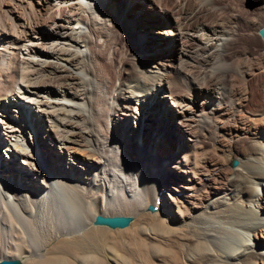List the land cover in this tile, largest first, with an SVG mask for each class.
Masks as SVG:
<instances>
[{
	"label": "bare ground",
	"instance_id": "obj_1",
	"mask_svg": "<svg viewBox=\"0 0 264 264\" xmlns=\"http://www.w3.org/2000/svg\"><path fill=\"white\" fill-rule=\"evenodd\" d=\"M25 1L30 4L28 10ZM141 1L148 5H137ZM23 2L12 0L14 5H7V19L0 14V110L5 111L0 115L6 118L0 121V134L7 135L0 142L11 140L14 134L10 132L19 131L21 117L27 116L42 132L49 129L47 117L56 119L57 124L55 130L50 128L55 133L52 143L42 140L40 144L37 139L48 152L49 167H44L37 154L23 144L9 146L12 166L18 170H7V158L0 156V178L7 180L18 206L15 213L0 204V263L104 264L95 255L101 240L97 241L92 231L77 236L79 226L92 225L99 214L114 217L127 211L140 215L149 205L163 210L160 192L166 193L165 203L175 202L169 200V191L188 195L191 202L181 205L180 213L172 210L168 228L167 211L157 218L162 228L155 234L160 264H264V202L260 191L264 184V124H258L264 122V100H255V82H264V66H257L250 75L240 74L250 89L232 90L225 81L235 72L227 60L229 46L243 35L245 16L240 10L213 23L209 16L224 8L214 0H179L178 10L171 13L164 0ZM153 2L157 5L152 9ZM192 4L194 7H189ZM167 20L173 26L168 38L165 31L159 37L155 33L153 38L145 37V33H153L151 26H163ZM244 22L248 28L255 25L249 19ZM41 37L43 45L34 43ZM26 42L32 43L25 49L28 58L21 56ZM121 42L128 48L119 55ZM156 49L160 53L147 54ZM178 50L181 58L175 64ZM159 60L169 63L161 66ZM171 74L186 83L192 98L182 102L186 112L184 108L174 109L170 117L165 110H169L172 95ZM20 80L26 86L17 96L14 91ZM161 89L159 98L166 101L158 110H147L145 102L157 103L159 98L154 94ZM123 92L126 98L121 101ZM43 94L61 101H50ZM142 112L154 121L150 124L160 135H144L143 143L135 141L134 146L123 128L114 127L118 133L111 136V125H117L119 116L131 124L142 117ZM216 115L218 123L212 118ZM231 119L241 124L237 133L242 137L235 146L229 141L233 139L227 124ZM177 120L184 123L175 126ZM101 124H106L110 136L103 135ZM3 130L13 131L5 134ZM208 130L222 133L223 151L230 153V160L238 159L240 165L228 169L224 163L218 164L212 172L211 163L196 167L194 160L185 163L184 173L179 171L176 166L189 153L179 149L178 144L171 145L172 134L190 143L188 152L194 153L204 148L199 135ZM21 131L27 134V129ZM120 135L123 141L117 139ZM232 148L234 151H229ZM164 163L170 164L181 182L172 179L167 183ZM107 175L114 179L111 193L101 183ZM51 177L55 181H50ZM57 184L62 196L58 195ZM105 191L109 202L104 205ZM0 195L5 197L1 191ZM59 236L70 240H63L62 246L41 259V249ZM28 237L36 244L34 247L29 245ZM39 239L45 242L38 244ZM7 251L19 256L8 258Z\"/></svg>",
	"mask_w": 264,
	"mask_h": 264
},
{
	"label": "rangeland",
	"instance_id": "obj_2",
	"mask_svg": "<svg viewBox=\"0 0 264 264\" xmlns=\"http://www.w3.org/2000/svg\"><path fill=\"white\" fill-rule=\"evenodd\" d=\"M19 1L23 2L24 0H19ZM116 1H118V0H116ZM178 1L179 0H164L163 4L165 6H167L166 10H168V12L171 13V12H175L178 10V7H177L178 5L176 3ZM214 1H216V3L218 4L219 7H224V8H220L221 10L218 11V13L212 14L211 17L209 16L210 22L214 23L218 19L228 18L231 15H233L232 13L239 14V10H240V15H243V17L244 16L246 17V18L244 17L245 20L249 19V20L255 22V25L251 26L252 28L251 27L248 28L245 25V23H246V22H244L245 20H243V24H242L241 29H243L242 30V33H243L242 36H244V38H242V36H240L238 38V41H236L235 43H233L229 46V55L227 56V60L229 59L228 62H230V65H232L231 68L235 69V72L232 71L233 73L232 72L231 73L233 74V76L230 74V77H228L225 80V81H227L226 86L229 89H232V90L245 89V88L250 89L249 84L244 81V79L242 78L241 75L245 74V76H247V73L250 75L251 73L254 72V70L257 68V66H258V68L264 66V51H263L264 42H263L261 36L259 35V30L264 26V3H263L264 0H214ZM10 2L12 5H14L13 4L14 2L12 3V0H0V14H1V16H3L4 19H7V14H6L5 10H6L7 5H10ZM130 4L132 5L133 3H130ZM151 4H152V2H151ZM23 5H25V8L28 7L27 10L30 9V4H28L26 1L23 2ZM34 5L38 6V3L35 2ZM137 5L147 6L148 4L146 2H142V3L139 2ZM156 5L157 4L156 3L154 4V2H153L152 9ZM117 6L118 5L115 3L114 7L117 8ZM192 6L194 7L193 4L189 5V7H192ZM168 7L171 9L169 10ZM173 9L174 10L177 9V10L174 11ZM160 10H162V8ZM163 10L165 11V9H163ZM20 11H22V10L20 9ZM164 11L163 12L161 11V14L165 15ZM180 12L181 11H178L177 14ZM220 14H222L223 16ZM136 15H137L136 13H133V17H136ZM221 16L224 18H222ZM249 17H251V18H249ZM169 20L171 21L172 19H170V17H169ZM149 21H151V20H149ZM152 21H154V20H152ZM256 21H258V22H256ZM169 23L170 22H168V20H167V23L164 24L163 26H161V25L160 26H158V25L151 26L150 28H151V31L153 30L152 31L153 33H151V34H149V32L145 33L146 34L145 37L148 38L150 35H152L151 37L153 38V37H155L154 33L157 37H159L162 34L161 32L165 31L164 35L168 38V31L171 30V28L173 27ZM44 42L45 41L42 37L39 40L34 41V43H36V44L39 43L38 45H43ZM31 44L32 43H30V42H26L23 45V50H22L23 54L21 55L22 57H26V58L29 57V56L27 57V50H25V49L28 47H32ZM177 45L179 46V48L182 47V44H177ZM126 48H128V47L124 48L123 44L121 42L120 46L118 47L119 55H121V53H123V51L126 50ZM16 50H18V49H16ZM150 50H151V48L149 49V51ZM156 51L158 52L159 50L156 49L155 52H153V53L148 52L147 54L154 56L156 54ZM159 53H160V51H159ZM34 58L39 59V57H36V56ZM180 58H181V56H180V53L178 50L177 60L175 61V64H179ZM239 59H241V60H239ZM159 62H160L161 66H165L166 64L169 63L166 60H159ZM160 65H159V67H161ZM254 66H256V67H254ZM241 67H243V68L241 69ZM242 70H243V73H242ZM190 75H192V73ZM12 76H14V74H12ZM175 77H176L175 74L170 75V80H171V84H172L171 85V88H172L171 94L172 95H171V99H169V101H170L169 110H165L167 113H170L169 114L170 117L174 114L173 113V111H175L174 109H179V108L183 109L184 107L181 108L184 105L183 103H185L187 100L192 98L191 97L192 96L191 90L187 87L186 83H184L183 80L179 79L178 76L176 77L178 79V82H177L176 81L177 79ZM209 83H211V82H209ZM256 84H257V86H256ZM25 86H26L25 83H23L21 81V83H19L18 87L14 91V95L21 96L22 92H23L22 88H24ZM233 86H234V88H233ZM263 92H264L263 80L259 81V83L255 82V96H256L255 100L259 103H261L264 100V93ZM169 93H167V94L169 95ZM124 94L126 95L125 92H123V94H121V101H122V98L123 99L126 98V96ZM160 94L161 95L163 94L162 89L160 91H158L157 94H154V96L156 95V99L159 98ZM43 95L47 99H49L50 101H56V100L61 101L60 99H55V98L53 99V98L47 97L46 94H43ZM165 101H163L162 98H159V101L157 103L155 101H150V102L148 101L147 103L145 102V105H147V110H153V109L158 110V108H160V106H162V104ZM7 102H8L7 105H9V107H12L14 105V104L11 105L9 103V100H7ZM66 103H70V101H66ZM121 104H124V101L121 102ZM156 104H157V106H156ZM20 105H22V104H19V103L16 104V106H20ZM131 105H132V103H131ZM165 107H166V105L164 104L163 109ZM41 109H46V110L51 111L50 108H47V107L46 108L43 107ZM184 110H185V108L182 111H184ZM0 112L5 113V111H2V110H0ZM184 112H186V110ZM158 113L159 112H157V114ZM17 116H19V118H20V114L19 115L17 114ZM158 116H159V114H158ZM209 116H213V115L209 114ZM119 117H120V119H117V122H116L117 125L116 124L111 125L112 135H111V133H109L106 130V128H105L106 124H101L103 127V130H102L103 135L115 136L118 132L113 131L114 127H115V129L116 128H119V129L123 128L124 131L127 130L129 132V138H131V144L133 143V146H134L135 141L143 143L142 139H143L144 135L145 136L149 135V134L160 135V134H158V130H155V133H154V126L150 124V123H154V121L152 119L146 117L144 112H142V117H139V120L136 119L134 121H131V122H133L131 124L128 123L129 121L126 118L123 119V118H121V116H119ZM218 117H219V115L218 116L216 115L212 118L214 121L217 122V121H220V119ZM165 118H166V122H167L168 121V114L165 115ZM20 119H21L22 126L18 125V126H20L19 131L14 132V133L10 132L11 135L14 134V136L11 138V140L7 138V140L0 142V156L3 158L5 156L7 158V163H9V167H6V169L7 170L8 169L18 170L17 168L12 166V164L14 162V158L10 155L11 151H10V147H9V146L15 147L17 145V143L23 144L28 149H30L33 153H36L38 156V159H40V162L43 163L44 167L45 166L49 167V165L47 163L48 162V160H47L48 152L44 151V148L42 149L38 145L37 139H39L41 141V142L39 141L40 144H42V140L44 141L43 143H45V144L52 143V139H55L54 138L55 133L53 131H50V128L52 127L51 129H53V130L56 129L55 124H57V120L56 119L54 120V118L50 119L47 117L46 119L48 122L47 124H49V129H47V131L44 130V132H42V131H40L39 128L35 127L32 123H30V120H28L27 116H25L24 118L21 117ZM1 120H4V121L6 120V118L3 116V114L0 115V121ZM181 121L177 120V122H174L175 126L180 124V122L184 123L183 120H181ZM221 121H223V120L221 119ZM43 122H44V120H43ZM128 124H129V126H128ZM227 124H229L230 127L232 128L230 134L233 136V139H229V141L232 142V144L235 146V143H236L235 141L238 140L239 137L240 138L242 137V135H240V133H237V127L240 128L241 124L236 123L237 124L236 125L232 119L229 122H227ZM258 124H264V122L258 123ZM137 126H139V129H137L138 132L136 131ZM22 128H24L25 130L27 129V134L22 133V131H21ZM262 129H264V128H262ZM13 130H9V131H13ZM9 131H4V133L7 134V133H9ZM2 136H7V135L0 134V139ZM199 137L204 143V148L202 150H198V151L192 153V152H188L191 148L190 143H188V142L183 143V140L180 139V137H177V135L172 134L171 145L174 146V145L178 144L179 149L184 150L185 152L189 153L188 155H185L183 158H181V163H179L176 166V168H178L179 171L184 173L185 172L184 170L187 169V166L185 163L186 162L193 163L194 160H196L195 161L196 167L197 166H204V165H206V167H207V165L208 164L210 165V163H211V171L212 172L214 171V169H216V167L219 168L218 164L223 165V163H224L228 169L235 168L233 166L234 161H238V163H239L238 165H240V161L238 159L230 160V153H228V151H226V152L223 151V148H222L223 135L220 131L208 130V131L201 133V135H199ZM123 138H124V136L120 135V136H118L117 139L123 141ZM127 139H128V135H127ZM53 141H54L55 145L56 144L59 145L58 143H56L55 140H53ZM215 141H217V142L215 143ZM180 145H181V147H180ZM143 146L144 145L141 144V149H144ZM196 146H197V144H196ZM169 148L170 147H168L166 149V147H165L166 151H170ZM234 149L235 148H232V150L229 149V151H234ZM107 150L109 151V149H107ZM114 150H116V149H114ZM130 150L132 151L133 149L130 148ZM42 151H44V152H42ZM115 154L117 155V152H115ZM16 159H18V158L16 157ZM150 159H152V158H150ZM205 162H207V164H205ZM2 163L3 162L0 161V169L3 167ZM169 165H170L169 163H166L164 165V169L168 175L167 183L170 184L171 182H173V180L181 182V179H178L179 177H177L178 174H175L174 172H172V170H170V168H169ZM215 165H217V166H215ZM145 172H143V173L146 174ZM218 172L216 171L215 174H217ZM185 174L191 175V173H185ZM103 177L104 178L102 179L101 183H102L103 187L104 186L107 187L108 193H111L110 191H113L112 185L114 184L113 181H111V180H114V179H112L113 176L107 175V176H103ZM50 181H55V180L51 177ZM110 182H111V184H110ZM7 183L8 182L6 179H4L3 177L0 178V191L5 193V197L0 195V204L3 207H6V208L9 207V209H11L13 212L17 213L18 212V206L16 204V201L14 200V196H13L12 192L10 191V188L7 185ZM20 187H21L20 189L23 190L24 187L23 186H20ZM57 189H58V193H59L60 186L58 184H57ZM99 189H100V187H99ZM260 191H261V195H262L261 200L264 202V184L261 185ZM100 193L103 194V192H100ZM108 193L105 191V198L106 199H104V205L106 204L107 201L109 202ZM167 193L169 195V200L175 199V202L172 203V200H171V201H169V204L165 203L166 197H164V196L166 195V193L160 192V201L162 203L163 210L157 209L155 207L157 211L154 213H151L148 211L149 206H151V205H149L148 207H146L143 210V212L140 215H136L132 212H127V211L119 214L120 216H126V217L132 216V217H134V221L131 223V225L129 227H127L125 229L112 230V229H109L106 227H95L92 224V225L87 226V227H83V226L80 227L79 226L78 230H81V231L78 232L76 235L77 236L78 235L84 236V235H86V233L88 231H92L93 235L96 236L97 241L100 242V240H101L100 245H99L100 247H96L97 251L99 250L98 252L100 254L98 253L99 254L98 255L95 253V255L98 257L97 259L100 262H103L104 264H160L159 258L157 257L158 256L157 246H158L159 239L157 238V236L155 234L157 232L162 231L161 230L162 228L160 227V222L157 220V218L162 217V215H164L163 214L164 211H167L169 219H165V222H166V227L168 228L171 225L170 218L172 217V210L173 211L175 210L176 212L180 213L181 205H185L186 203L191 202L187 198L188 195H185L181 192L171 194V192L167 191ZM58 195L62 196V193L60 192ZM191 195H194L193 192L191 193ZM99 215H102V214H99ZM141 226H143V227H141ZM21 228H22V230L24 229V231L26 232V229L23 226H21ZM139 228H141L142 230L141 231L138 230ZM43 230H44V228H42V231ZM148 232H149V234H148ZM10 234H11V232H10ZM28 239H29L28 240L29 245L34 247L36 244H34V242L31 241V239L29 237H28ZM63 240H70V239L67 236H64V237L59 236V237L51 238V240H49L46 243L45 247L42 248L41 251L38 253L39 256L41 257V259L42 258L45 259L48 251L53 250L56 247L62 246L64 243ZM103 240L105 241V244L102 245ZM40 241L43 242L44 240L39 239L38 244L41 243ZM253 243H255V245H256V242L253 241ZM77 245H79V242L77 243ZM7 252L8 253H7L6 257H8V258L13 259V258H16L19 256V255L15 256V254H13L15 252H11V251H7Z\"/></svg>",
	"mask_w": 264,
	"mask_h": 264
},
{
	"label": "water",
	"instance_id": "obj_3",
	"mask_svg": "<svg viewBox=\"0 0 264 264\" xmlns=\"http://www.w3.org/2000/svg\"><path fill=\"white\" fill-rule=\"evenodd\" d=\"M259 35L261 36L264 42V26L259 30ZM238 164L237 161L233 162V165L236 166ZM148 211L151 213L156 212V208L154 206H149ZM134 221V217H126V216H114V217H105L99 215L95 218L93 225L95 227H106L112 230L116 229H125L131 225ZM19 261H3L0 264H19Z\"/></svg>",
	"mask_w": 264,
	"mask_h": 264
}]
</instances>
